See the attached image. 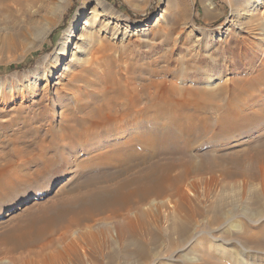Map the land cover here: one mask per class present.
Here are the masks:
<instances>
[{"label": "rangeland", "instance_id": "1", "mask_svg": "<svg viewBox=\"0 0 264 264\" xmlns=\"http://www.w3.org/2000/svg\"><path fill=\"white\" fill-rule=\"evenodd\" d=\"M53 1L54 4L49 0H20L19 6L11 7L13 13L5 10L0 15V84L7 92L0 101V123L9 125L6 131H0V264H8L15 258H25L31 264H109L111 255L116 256L115 264H127L120 255L136 252V248L125 247L132 242V236L126 235L121 240L118 232L122 224L115 219L110 220L113 224L107 229L96 232L92 240H79L75 253H64L69 257L59 253L69 250L68 245L76 241L77 236L68 232L75 228L53 230L30 248L11 250V242L5 238L35 219L44 207L75 194L78 182L89 176L85 171L80 175L81 170L72 165L75 159H84L85 154L78 146L74 155L71 144L73 136L83 132L79 127L83 110L94 100L88 94L106 90L108 83L121 84L119 88H111L116 95L117 89L129 95L132 85L142 93L145 85L158 82L160 87H150L144 101L163 90L171 93L174 88L180 94H175L179 100L185 96L187 99L189 91L208 94L206 106L198 96L187 99L191 107L188 113L204 125L205 133L197 142V150L205 147L203 151L208 150L228 170L232 169L229 161L233 154L242 150L251 152L253 144L264 139V122H258L259 115L264 116V0ZM86 9V21L96 19L97 23L91 40L82 45L78 39L85 31H80L73 45H64L63 51L58 52ZM107 22L109 30L103 28ZM9 24L18 27L15 34L25 27L30 34L11 42ZM113 27L118 28L117 39L112 37ZM76 45L81 53L74 51ZM57 53L60 55L56 62ZM48 68L52 69L51 79L43 78L36 86L20 91L29 80L34 81L32 72L43 74ZM101 93L106 96L109 92ZM224 116L228 117L229 133L224 137L216 135L211 141L213 122L223 120ZM240 120L245 121L243 126ZM16 137L18 140L14 141ZM44 154L59 163L34 181L37 169L45 162ZM65 159L67 164L62 162ZM211 176L191 175L189 181L196 182L197 188L184 186L188 199L166 197L155 200L157 208L153 204L144 206L145 212L157 216L147 215L143 226L138 224L135 228L147 243L148 252H163L164 256L155 264H193L198 252L241 250L235 242L227 245L236 229L232 225L237 223L250 230L258 225L238 217L234 224L223 228L211 226L199 216L196 211L208 213L221 201L226 210L236 207L242 211L253 204L244 190L258 188L257 181L243 183L240 178ZM6 180L10 189L3 193L2 182ZM187 215L194 220L187 221ZM176 223L191 224L189 231L193 235L175 233ZM66 234L67 238L62 239ZM244 252L253 251L246 247ZM252 257L247 258L246 264H264V254L260 255L263 260Z\"/></svg>", "mask_w": 264, "mask_h": 264}, {"label": "bare ground", "instance_id": "2", "mask_svg": "<svg viewBox=\"0 0 264 264\" xmlns=\"http://www.w3.org/2000/svg\"><path fill=\"white\" fill-rule=\"evenodd\" d=\"M49 3L54 4V1L49 0ZM209 4L212 6L211 3ZM19 5L20 0H0V15L5 10L8 12L12 6L17 7ZM11 13L13 12L11 11ZM87 13L86 9L78 16L77 22L67 34V37H65L66 40L62 43L58 52L63 51L64 45L66 47L73 45L80 31H85L83 35L79 34L78 41L82 42V45L86 44L90 39V34L91 32L93 34L97 23L96 19L93 22L86 21ZM208 13L210 14V12ZM109 24L110 22L105 23L103 28L106 29ZM17 28H15L14 24L7 26V30L12 29L10 33L11 42H15L19 37H27L30 34L28 28L25 27L17 35L15 34ZM117 29L115 27L112 33V37L115 39L119 37ZM80 46L76 45L74 51L80 50L81 53ZM66 53L65 59L68 57ZM59 55V53L56 54L54 59L56 62L59 60ZM67 70L68 67H65V71ZM34 72L31 73V75H34V81L31 82L29 80L26 86L20 88L22 90L19 89L20 91L36 86L43 78L49 80L53 77L51 68L45 69L43 74ZM109 85V83L108 85L106 84L104 87L106 90H102L106 93L109 92L106 96L101 93L102 91L88 94V97L94 96V100L91 105L88 104L89 107L86 110H83L84 116H82L83 118L79 124V127L83 128V132L78 131V134L73 136L71 144V151L74 155L78 152V146L81 147V152L85 154L84 159L77 158L72 165L76 169L81 170L79 172L75 169L80 175L85 171L89 172V176L78 182V191L75 194L57 199L53 204L44 207L35 219L29 221L23 227L14 229L7 235L5 239L11 242L10 249L34 247L37 242L43 240L53 230L63 229L68 231L70 228H75L73 229L74 231L69 230L68 232H72L73 236H77L76 241L68 245L70 247L69 250L64 249L65 251H60L59 253L65 257L67 254L64 255V253H75L73 251H75V246L80 242L79 240H92L93 237H96V232H101V228L107 229L110 224H113L110 220L115 219L122 224L118 232L121 240L126 235L132 236V242L126 244L125 247L132 245L136 248L134 250L136 252H124V254L120 255V258L127 264H155L164 256L163 252H148L147 243L142 238L143 236L140 237L138 235L135 228L138 224H144L147 215L157 216L155 213L149 214L145 212L144 206L153 204L157 208L155 200L166 197L177 198L178 200L188 199L189 195L184 186L188 187V189L197 188L196 182L189 181L191 175L209 174L210 176L212 175L211 178H215L214 174H219L224 179L240 178L243 183H248L252 180L257 181L258 188L255 190H244V194L248 196L247 198L253 204L250 207L246 206L242 211L237 210L236 207L226 210L225 206H221L224 205V202L221 201L219 205L212 206L208 213L196 211L201 214L199 216L206 218L211 226L223 228L234 224L238 217L244 218L246 222L257 223L258 225L251 230L247 229L246 226L237 225V223L232 225L236 229L232 232V239L228 241L229 244L227 245L235 242L242 249L237 251L223 249V252L218 253L198 252V257H193V264H246L247 258L252 256L263 260L260 255L264 254V139L253 144L252 153L250 150H242L239 153L237 152L238 155L237 153L233 154L229 161L232 169L228 170L225 164L214 160L207 153L208 150L206 152L203 151L205 147L197 150V142L202 139L201 136L205 133L204 125L202 123L200 125L199 122L195 121L197 118L188 113L191 107L187 99L198 96L199 99L204 100L205 103L203 102V104L205 105L209 101L210 96L208 97V94L189 91L187 99H185V96V98L179 100L175 94L178 96L180 94L174 88L171 93L168 90H163V92L144 101L143 97L149 96L148 92L152 89L150 87L156 89L160 87L158 82L152 81L150 86L145 85L142 93L141 90H138V87L132 85L129 95L118 89L117 95L115 93L116 90L114 92L111 91L112 86L119 88L120 83L115 81L112 86ZM6 93L3 85L0 84V101L5 97ZM126 98L128 99L126 100ZM121 99L126 102L124 104L119 103ZM204 105L202 108H204ZM117 108L121 109L117 110ZM196 111L200 110L196 109ZM237 118L239 119V117ZM227 121L228 117L224 116L223 120L213 122V129L211 126L213 138L210 137L211 141L216 135L227 136L229 133L226 127ZM240 122L242 126L245 124L243 120H240ZM258 122H264V116L259 115ZM90 124L91 127H89ZM236 124L238 125V122ZM8 126L0 123V131H6ZM131 128L136 131H131ZM155 128H165L167 130L159 131ZM171 128H174L175 131L168 130ZM236 133L234 130L232 134L235 135ZM17 140L18 137L14 141ZM208 141L211 142L210 140ZM44 159L43 166L37 169L34 175V181L46 176L59 163H57V159L53 160L48 154L47 157L44 154ZM67 161V159L62 160L65 164H67ZM7 182L8 180L2 182V184H5L2 185L3 193L9 192L10 186ZM208 183L209 181H207V186ZM207 186V189L211 187V185ZM221 197H224V194ZM194 210L198 209L194 208ZM189 215H194V211H191ZM189 215H187L186 220L191 222L194 218H190ZM190 225L176 223L173 230L179 235H185L187 232L190 234ZM194 231H196V228ZM228 232L230 233L231 231ZM66 236L67 234L63 235L62 239H66ZM217 247L220 248V245H217ZM246 247L253 252H244ZM68 255L67 257L70 256ZM115 260L116 256L111 255L109 264H115ZM47 262L49 263L50 261ZM20 263L31 264L25 258H15L8 262V264Z\"/></svg>", "mask_w": 264, "mask_h": 264}]
</instances>
